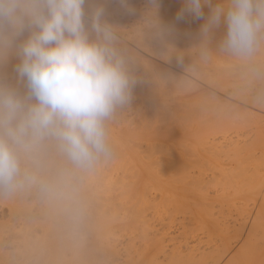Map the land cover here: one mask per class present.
I'll return each mask as SVG.
<instances>
[{
    "label": "bare ground",
    "instance_id": "1",
    "mask_svg": "<svg viewBox=\"0 0 264 264\" xmlns=\"http://www.w3.org/2000/svg\"><path fill=\"white\" fill-rule=\"evenodd\" d=\"M215 3L216 0H213V4ZM96 5L103 6L105 9L104 19L119 30V47L125 53L128 67L134 68L133 66H135L140 67L138 69L142 68L145 71H149L156 64L153 61L154 64L150 68L151 60H154L152 57L157 56L160 58L159 60L166 63V66H170L168 67L170 68L168 75L160 72L163 69L158 70V72L163 74V78L165 75V77L168 76V79H164L167 80V82L164 81L166 84L170 83V85L168 83V87L171 86V83L178 84L181 79L182 83L180 85L186 84L188 82L185 79L186 75L196 76L201 80H205V82L208 81L217 85V93H214L216 97H213L216 103H213L210 108L207 105L206 108L204 105L200 107L199 102L194 101V104L189 103L192 105H185V109L182 108L183 105L182 107L177 106V110L175 105L172 106H175L176 109L168 106L165 102L169 101L164 102V97L161 101L162 96L169 94L165 95L163 93V86L159 87V89H162L160 92H155L156 88L151 92L146 90L142 91V93L136 92V94H139V102L145 100L144 103H147V105L152 104V107L153 105H158L160 109L163 106L164 116H162L163 112L161 113L160 109L152 108L153 113H155V110L160 111L161 119L157 117V120L163 121V124H158L155 118L147 119L141 112L140 117L136 116L137 114L134 117L131 114L132 111L120 113V110L117 113L114 121L109 125L114 155L112 159L100 162L91 172L77 177L78 200L83 208V213L76 219L67 220L71 222L66 221V223H69L68 226L64 222L68 227V232L70 228V232L67 234L70 236V238L68 236L70 246L66 250L65 245H62L63 242H60L61 246L66 248L64 250L68 252L65 253V251L64 256L62 255L63 257L61 256L59 260H55L56 263L54 264H209V261L212 260H214V262H211L213 264L220 260V264H262L264 257L261 255L264 253L259 255L262 260H258V254L262 249L261 247H264V150H259L258 152L257 149L258 147L260 148V145L264 147V139H262L264 137H261L264 130L255 131V133L258 132L256 133L258 135L253 138L251 136L248 139H240L239 136L241 134L238 129H240V126H244L247 120H241L240 117L241 121L239 119L237 121L236 116L240 114L244 116H242L243 118H246L245 116L248 113L245 111V114H243V110L247 105L243 104L244 109L240 110L239 108V111H241L239 112L238 106H234L235 103H233L234 107L228 104L230 101L226 103V100H229L226 98L230 97H228L229 95L226 97V94L222 92L230 87V92L233 93L232 96L241 101L243 97L247 96L249 98L251 95L246 92L245 87L247 85L245 86V84L256 83L258 86L257 94L252 100L260 99L264 103V47L246 61L228 58L216 52H213L210 58L205 60L196 51V48L202 42L201 26L205 23V19H197L187 12L184 13L182 18L178 19L179 13L185 7L184 0H156L155 4L151 3L150 0H126L125 3H121V0H88L85 4V9L88 11ZM209 11L210 6L204 5L205 18L208 16ZM225 31L224 25L214 30L209 39L210 48L213 50L217 48ZM18 62V58L12 55L8 58L3 68L0 69L4 76L9 75L11 83H16L15 65ZM157 68H154L155 71ZM146 78L148 79V77ZM135 83L133 84L135 87L138 86L140 88L141 85L143 86L140 81ZM237 83L242 85L237 86ZM148 85L150 86V84ZM153 85L152 82L150 87ZM136 88H134V91ZM139 88L137 90L141 89ZM171 88L173 89V87ZM208 100L206 99V101ZM242 102L244 103V101ZM179 103H176V105H179ZM144 105L146 107V104ZM174 109L180 112H178L177 116ZM181 110H183V113L185 112V116L182 115ZM179 116L180 118L178 119L177 117ZM163 118L165 120H162ZM255 118H253V121ZM180 119L183 121L181 122L182 124H179ZM175 120H177L178 126H176L177 122L173 123ZM171 121L172 123L169 124ZM248 125L250 124L245 126ZM233 132L236 134L233 136L227 135ZM259 137H261V140H259ZM259 142L260 144H258ZM145 147L146 149H143L144 151L146 150L145 154L150 147L146 158H144L145 154L143 157L141 156L144 151H139V149ZM156 149L160 151L157 152ZM153 153L154 155H152ZM155 155L156 158L153 157ZM171 167H174L175 169L173 168V170L176 171L170 175L178 177L173 176L174 178L172 179L177 178L175 181H179L182 186L179 184L180 187H178L167 181V179L169 180L168 169H172ZM24 193L23 195H25ZM15 196L16 199H19L15 202V198L11 197L15 206L11 207L19 210L25 209L24 211L28 213L27 208L29 205L26 204V197L18 196L17 198V195ZM237 203L241 207L240 210L249 209L251 212L249 213L248 211L249 214L246 212L247 215L244 217L247 219L248 216V221L243 218L241 219L242 223L239 224V227L237 226L238 229L236 227V230L243 235L242 241H240V244L238 242L237 248L235 247L236 251H231L230 245H227L228 240H221V236H218L220 243L217 242L218 244L216 245L213 243L209 244L206 242H213V240H206L205 243L207 245L204 246L203 241L205 239L198 235L200 231L196 227L203 229V226L208 224L204 218L205 214L207 213V215L209 214L208 217H212L214 224L225 225L220 222L213 209H221L224 205L231 207ZM52 205L50 207L52 209L53 207L55 208L51 209V213L54 214L58 211V204ZM158 205L160 206L158 207ZM32 206L31 204L30 207ZM41 207L38 206V208ZM163 207L166 210H158V208ZM38 208L33 209L38 210ZM14 209L13 211L16 210ZM148 209H153V212L148 211ZM157 211L161 213L158 212L160 218L157 216L160 220L167 219L170 212H185L188 215L187 217H189L188 223L184 221L187 225L185 224L186 227H184V224L182 225V233L181 231L178 232L179 230L177 232L172 231L169 226L168 228L162 227L161 224L162 228H155V234L154 230L150 232L154 235H149L152 239L147 234H145L146 236L144 235L150 239L149 244H145L142 240L143 235L141 236L143 232L140 233L137 230L143 231L146 226L144 224L147 222L146 218L147 220L152 219ZM23 213H21V216H23ZM59 213L58 211L55 215H60ZM13 214L15 215V213ZM108 214H112V217L114 215L118 219H112L110 216L112 220H106L107 218L103 216ZM56 221L58 222L57 219ZM23 223L25 224V222ZM111 223H115V226ZM151 225L148 224L150 227L146 228L152 230L153 225L152 229ZM179 225L181 224L179 223ZM208 231H210L209 228ZM220 231H227L231 234L232 230L230 231L227 226H220ZM215 233L214 236L217 238L218 233L216 235ZM138 235L142 238L138 237L137 239ZM53 236L55 237V235ZM207 236L209 237V235ZM213 237L211 236V238ZM139 239L141 240L137 241ZM59 252H61V249ZM230 252L232 253L230 254ZM0 260H2V257ZM9 262L11 263V261Z\"/></svg>",
    "mask_w": 264,
    "mask_h": 264
},
{
    "label": "clouds",
    "instance_id": "2",
    "mask_svg": "<svg viewBox=\"0 0 264 264\" xmlns=\"http://www.w3.org/2000/svg\"><path fill=\"white\" fill-rule=\"evenodd\" d=\"M86 2L0 0V69L12 55L19 61L16 83L0 72V195L36 191L70 219L83 213L77 177L114 155L109 125L135 83L119 30L103 6L86 11ZM184 4L178 19L185 12L205 19L196 48L202 59L216 52L246 61L264 47V0ZM221 25L213 50L209 39Z\"/></svg>",
    "mask_w": 264,
    "mask_h": 264
},
{
    "label": "rangeland",
    "instance_id": "3",
    "mask_svg": "<svg viewBox=\"0 0 264 264\" xmlns=\"http://www.w3.org/2000/svg\"><path fill=\"white\" fill-rule=\"evenodd\" d=\"M157 57V56H156ZM156 57H152V59H154V60H151V64H150V68H151V65H153L154 63H156L155 65H153L152 67V69L151 70H146L145 71V69L143 70L142 68V71H143V73H142V71H141V69H138V68H140V67H135V66H133L134 68H132V67H128L129 69H131V70H129V72H131L130 74H131V76H135V77H133L134 78V81L136 82V83H138V81H140L142 84H143V86H142V88H141V86H140V88L142 89H140L138 86H136L135 87V85H133L132 86V90H131V101H130V103L127 105V108H126V106L124 107V108H126L125 110H123L124 108H122V109H120L119 111H120V113H122V112H124V113H127V112H131V114H133L134 115V117H135V115L136 116H138V117H140L141 116V113H142V115H145L144 117H146L147 119H150V118H155L156 119V122L158 123V124H160V125H162L163 124V121H159V120H157V117H161V113L164 111H162V107H161V109L160 108H158V105H153V107L155 108V109H160V111H161V113H160V111L158 110V111H154L155 113H153V110H152V104H148L147 105V103H144L145 102V100H141L140 102H139V100H140V98L138 97V93H142V91H154L155 90V88H156V91L155 92H160V90H162V91H164L163 93H165V95L166 94H168L167 96H162V99H161V101L163 100V97L165 98L163 101L165 102V101H169V102H165V103H167V105L168 106H171V107H177V106H181L182 107V105H183V107L182 108H184L185 107V105H187V106H189V105H192V104H194L193 102L195 101H197V103L199 102V106L201 107V105H204L205 107L207 106V105H209V107L208 108H210V106L211 105H213V103H216L215 101H214V98L213 97H216V93H217V91L216 90H218L217 88V85L216 84H214V83H212V82H208V81H206L205 82V80H201L200 78H198V77H196V76H185V79H187L188 80V82H186V84H182V85H180L181 83H182V79L181 80H179L178 81V84L177 83H171V86L170 87H168L167 85H168V83L166 84V82H167V80H164V79H168V76L167 77H165L164 76V78L162 77V73H167V75L170 73L169 71H170V68H168V67H170V66H166V63H164V62H162L161 60H159L160 58H156ZM153 61H154V63H153ZM158 63H157V62ZM161 63V64H160ZM164 64V65H163ZM158 65V66H157ZM161 65V66H160ZM163 65V66H162ZM171 66H173V65H171ZM156 67H158L157 68V70L155 71V69L154 68H156ZM136 68H137V70H136ZM149 68V69H150ZM161 69H163V70H161ZM153 70V72H151ZM158 70L160 71V72H162V73H160V72H158ZM135 73H134V72ZM133 72V73H132ZM145 73H146V75H145ZM141 74H143V76H141ZM9 82H10V77H9V75H7V76H4ZM146 77H148V79L146 78ZM182 77V76H181ZM136 78V79H135ZM153 78V79H152ZM155 78V79H154ZM159 78H161V79H159ZM155 80V81H154ZM153 82V86L152 87H150L151 85H152V82ZM158 81V82H157ZM159 81H161V82H159ZM164 81H166V82H164ZM202 81V82H201ZM148 82V83H147ZM162 82H163V84H162ZM189 82H191V83H189ZM135 83V84H136ZM145 83V84H144ZM156 83H158V84H156ZM148 84H150V86L148 85ZM159 84H162V85H159ZM165 84V85H164ZM174 84V85H173ZM169 85H170V83H169ZM196 86V87H194V86ZM242 84L241 83H237V86H241ZM247 85V86H246ZM150 88H149V87ZM160 86H163L162 87V89H159V87ZM184 86H188V87H184ZM245 90H246V92H248L247 94L248 95H250L249 96V98H247V96H245V97H243V100L241 99V101L238 99V98H236L235 96V98L232 96V92H230V87H228L227 88V90L226 91H223L222 93H225L226 94V97L228 96V97H230V98H226L225 96V98L226 99H229V100H226V103L228 102V101H230L228 104H230V106L231 107H237L238 106V111H239V108H240V110L241 109H244V106H243V104L246 106L247 105V107H245V109L242 111L243 112V114H245V111H246V113H248L245 117L246 118H243L244 116L243 115H240V114H236L237 116H236V118H237V121H239L240 120V117H241V120L242 119H246L247 121H246V123L247 124H250V125H248V126H245V125H247L246 123H245V125L244 126H240V129H238V132L241 134L240 136H239V138L240 139H248L249 137H251V138H253L255 135H258V134H256V133H258L259 131H261V130H264V121H262V120H264V115H262V114H264V103H262L261 102V100L260 99H257V100H252L255 96H256V94H257V84L256 83H248V84H245ZM144 87H145V89H144ZM171 87H173V89L171 88ZM134 88H136V90L134 91ZM140 89L141 90V92H140V90H137V89ZM248 88V89H247ZM159 89V91H157ZM172 92V94H171V92L169 91V90ZM259 89V88H258ZM167 90V91H166ZM173 90V91H172ZM169 91V92H168ZM199 91V92H198ZM134 94H133V93ZM136 92H138L137 94H136ZM215 93V94H214ZM136 94V95H135ZM224 94V95H225ZM184 95V96H183ZM169 96H170V98H169ZM189 96V97H188ZM191 96V97H190ZM223 96V95H222ZM182 97H184V98H182ZM187 97V98H186ZM139 98V99H138ZM173 98H174V100H173ZM138 99V100H137ZM201 99V100H200ZM206 99L208 100H210V99H212L209 103H208V101H206ZM221 99H223V98H221ZM234 99V100H233ZM236 99H238V100H236ZM177 100H179V101H177ZM224 100V101H225ZM143 101V102H142ZM235 101H237V102H235ZM240 101V102H239ZM242 101H244V103L242 102ZM258 101V102H257ZM146 102H148L147 100H146ZM163 102V103H164ZM180 102V103H179ZM201 102V103H200ZM245 102H247V103H245ZM260 102V103H259ZM137 105H136V104ZM143 103V104H142ZM165 103H164V106H165ZM168 103H170V104H168ZM175 103V104H174ZM176 103L178 104L179 103V105H176ZM189 103H192V104H189ZM197 103H195L196 105H197ZM206 103V104H205ZM208 103V104H207ZM233 103H235V105L233 104ZM237 103H238V105H237ZM241 103V104H240ZM144 104H146V107H145V105ZM136 107H135V106ZM144 107H143V106ZM166 105V106H167ZM172 105H175V106H172ZM234 105V106H233ZM249 105V106H248ZM256 105V106H255ZM149 106H151V107H148ZM239 106H242V107H239ZM261 106V107H260ZM176 107H175V109H176ZM180 107V109H182ZM195 107V106H194ZM260 107V108H259ZM130 108V109H129ZM134 108V109H133ZM151 108V109H150ZM170 108V107H169ZM207 108V107H206ZM247 108V109H246ZM249 108V109H248ZM174 109V110H175ZM185 109V108H184ZM183 109V110H184ZM212 109V108H211ZM138 110V111H137ZM152 110V111H151ZM177 110H178V107H177ZM183 110H181L182 112V115H184L185 116V112L183 113ZM251 112H250V111ZM255 110V111H254ZM118 111V112H119ZM127 111V112H126ZM134 111H135V113H134ZM150 113V111H151V113L149 114L148 112ZM176 111V110H175ZM210 111H212V110H210ZM209 111V113H211ZM250 112V114H249V112ZM138 112V113H137ZM141 112V113H140ZM178 112L179 111H176L175 112V115L177 116L178 115ZM239 112H241V111H239ZM239 112H236V113H239ZM144 113V114H143ZM158 113H160V114H158ZM180 113V112H179ZM130 114V113H129ZM242 114V113H241ZM253 116H252V115ZM257 114V115H256ZM140 115V116H139ZM181 115V114H180ZM132 116V115H131ZM162 116H164V112L162 113ZM243 116V117H242ZM249 116H251V117H249ZM257 116H259V117H257ZM183 117V116H182ZM182 117H181V119H182ZM257 119H256V118ZM165 118V117H164ZM162 119V120H165V119ZM178 119L180 118V116L179 117H177ZM248 118H249V122L251 121V123H249L248 122ZM253 118H255L254 119V121H253ZM161 119V118H160ZM179 120L180 122H179V124L181 123V122H183L182 120ZM239 119V120H238ZM251 119V120H250ZM240 120V121H241ZM256 120V121H255ZM114 121V120H113ZM174 122H177V120H175V121H173V123ZM165 123V122H164ZM172 123V121L171 122H169V124H171ZM255 125H254V124ZM176 124V123H175ZM174 124V125H175ZM182 124V123H181ZM173 125V124H172ZM242 125H243V123H242ZM176 126H178V122H177V125ZM242 127V128H241ZM262 128V129H261ZM259 129V130H258ZM255 131H258V132H256L255 133ZM230 134V135H229ZM229 134H227L228 136H233V135H235L236 133H229ZM260 134V133H259ZM244 136V137H243ZM235 137V136H234ZM242 137V138H241ZM247 137V138H246ZM258 137V136H257ZM261 137H264V131H262V135H261ZM261 137H259V140H261L260 138ZM262 139H264V138H262ZM258 144H260V142L258 143ZM259 146V145H258ZM144 147V146H143ZM150 148V147H149ZM148 148V149H149ZM139 149V148H138ZM143 149H146V147L145 148H142V149H139V151L140 150H143ZM147 149V152L149 153V150ZM151 149H152V147H151ZM151 149H150V151H151ZM154 149V148H153ZM159 150V149H158ZM259 150H264V147H262L261 145H260V148L258 147V149H257V151L259 152ZM144 151V150H143ZM146 151V150H145ZM145 151L142 153V157L144 156V154H145ZM156 151H157V149H156ZM156 151H155V153H156ZM160 151V150H159ZM159 151H157V152H159ZM146 152V154H145V157L144 158H146L147 156H148V153ZM152 153V152H151ZM152 155H154V153L152 154ZM151 154H150V156H152ZM157 155H158V153H157ZM154 158H156V155L155 156H153ZM149 158V157H148ZM147 158V159H148ZM146 160V159H145ZM148 161V160H147ZM172 169H168V178H169V180L167 179V181L169 182V183H173L174 185H176V186H178V187H180V183H179V181H175V180H177V176L176 175H170V174H174L175 173V171L176 170H173V168L174 167H171ZM175 169V168H174ZM169 172H171V173H169ZM176 176L177 178L176 179H172V178H174V177ZM179 180V179H178ZM180 182H181V180H180ZM182 183V182H181ZM180 184V185H179ZM182 186V185H181ZM25 192V193H24ZM30 194H29V193ZM23 193L25 194V195H23ZM15 195H17V198H18V196H24V197H26V204L27 205H29V207L27 208V210H28V213L26 212V211H24L23 209H14V208H12L11 206H14V204H13V199L11 198V197H14L15 199H14V201L16 202V201H18V199H16V196ZM22 196V197H23ZM3 198V199H2ZM9 198V199H8ZM31 198H33V199H31ZM12 199V200H11ZM31 200V201H30ZM44 200V201H43ZM29 202V203H28ZM10 203V204H9ZM47 203V204H46ZM31 204L33 205L32 207H30L31 206ZM37 204V205H36ZM52 204H55V203H53V202H51V201H49V200H47V199H45L44 197H42L39 193H37L36 191H22V192H17V193H15L14 195L12 194V195H0V259H1V257H2V260H0V264H9L10 262L9 261H11V263L10 264H54V263H56V261L55 260H59V258H61V256L64 254V252L66 251V250H68V248L67 247H69L70 246V242L68 241V236L69 235H67V234H69V232H70V228H69V232L67 231V226H68V224L69 223H71V222H69L70 221V218H69V216H68V214L62 209V207L61 206H59V205H57L58 207H57V209H58V211L60 212L59 214L60 215H55V213L56 212H58V211H56L54 214L53 213H51L52 212V210L55 208V207H53V209L50 207ZM3 205V206H2ZM236 205H238V206H236ZM236 205H232L231 207L230 206H228L227 205V207H226V205H224V207H226L225 209H224V207L223 208H221V209H216V208H214L213 210H214V212L217 214L216 216H218L219 217V220H220V222H222V224H225V225H220L221 227H225V226H227L228 227V229H230V231H231V234L229 233V232H227V231H220V226L219 225H217V224H214V222L212 221V217H208V215H207V213L205 214V220H206V223L208 222V224H205V226H203L204 228L202 229V228H200V227H196V229L197 228H199L198 230L200 231L199 232V234H198V232L196 231V233L200 236V237H202V238H204L205 240L203 241L204 243L203 244H205L204 246H206L207 244L206 243H209V244H211V243H213V244H218V243H220V241L218 240V236L220 237L221 236V240H223V241H225V240H228L227 241V245H230V250L231 251H236V248L238 247V245L240 244V241H242L241 239H243V235L238 231V230H236V227L238 226L239 227V224L240 223H242V221H241V219H243L246 215H247V213H248V211H249V213L251 212L249 209H245V211H242V210H240V208L241 207H239V203H237ZM38 206H42L41 208H38ZM52 206H54V205H52ZM56 206V205H55ZM160 205H158V207H159ZM15 207V206H14ZM38 208V210L37 209H33V208ZM216 207H218V206H216ZM230 207V208H229ZM10 208H11V210H10ZM31 209V211H29L30 209ZM151 208V207H150ZM220 208V207H219ZM229 208V209H228ZM235 208V209H234ZM248 208H250V207H248ZM8 209V210H7ZM13 209L15 210V211H13ZM33 209V210H32ZM41 209V210H40ZM52 209V210H51ZM159 209H165L166 210V208H158V210ZM17 210H18V213H17ZM45 211V212H43V211ZM46 210H48V211H46ZM56 210V209H55ZM153 210V209H152ZM151 209L149 210L148 209V211H152ZM155 210H157L156 208H155ZM222 212H224V211H226V212H224V213H222ZM12 211V212H11ZM20 211H21V213H23V216H21V213H20ZM23 211V212H22ZM42 213H41V212ZM50 211V212H49ZM220 211V213H218ZM153 212V211H152ZM158 212L160 213V211H157V212H155L154 213V216H153V218L155 219H151L150 217V219L149 220H147V218H146V221L148 222H145V224L144 225H146L145 226V229L143 230V231H141V230H137V231H139L140 233L141 232H143L142 234H141V236L143 237H141L142 238V240L145 242V244L147 243V244H149V242H150V239L149 238H151L152 239V237H150V236H154L153 235V233L151 234L150 232L151 231H153L154 232V234L156 233V229L157 228H162L163 226L164 227H166V228H168V226H169V228L171 229L172 228V231H174V232H177L178 230V232H180L181 231V233H182V225L184 224V227H186V225H187V221H188V219H189V217H187L188 215H187V213H181L182 212V210H181V212L179 211V213L178 212H175V213H169V217L167 218V219H163V220H160L159 218H160V215L158 214ZM162 212V211H161ZM241 212V213H240ZM247 212V213H246ZM13 213H15V215L13 214ZM28 215H27V214ZM31 213V214H30ZM53 214V215H55V216H53V215H51V214ZM222 213V214H221ZM248 213V214H249ZM12 214V215H11ZM18 214H20L19 216H18ZM33 214V215H32ZM40 214V215H39ZM161 214V213H160ZM182 214V215H181ZM184 214V215H183ZM186 214V215H185ZM221 215V217H220V215ZM224 214H226L225 216H224ZM112 214H108V215H105V216H103V217H106L105 219L106 220H112L113 218L114 219H118V217H114V215H113V217L111 216ZM174 215V216H173ZM31 216H32V218H34L33 220H32V218H31ZM34 216V217H33ZM57 216V217H56ZM112 217V219H111V217ZM156 216V217H155ZM157 216L159 217V218H157ZM179 216V217H178ZM184 216V217H183ZM224 216V217H223ZM17 217V218H16ZM36 217H37V219H36ZM178 217V218H177ZM207 217V218H206ZM187 218V219H186ZM226 218V219H225ZM236 218V219H235ZM56 219L58 220V222L56 221ZM61 219V220H60ZM184 219V220H183ZM244 219H246V218H244ZM40 220H42V221H40ZM67 220H69V221H67ZM152 220V221H151ZM177 220H178V222L181 224V225H179V223L177 222ZM236 220V221H235ZM247 221H248V216H247V219H246ZM25 222V224L23 223V222ZM40 221V222H39ZM54 221H56V222H54ZM61 221V223H59ZM66 221L67 222H69V223H66ZM165 221V222H164ZM176 221V222H175ZM183 221V222H182ZM187 222V223H185V222ZM212 221V222H211ZM233 221V222H232ZM246 221V222H247ZM51 222V223H50ZM67 224V226H66V224ZM238 222V223H237ZM52 223H54L53 225H52ZM55 223H58V224H55ZM168 223V224H167ZM60 224V225H59ZM62 224V225H61ZM111 224H114V226H115V223H111ZM148 224H152L153 225V229H152V225H151V229L152 230H150V228H146V227H150V226H148ZM161 224H162V227H161ZM186 224V225H185ZM210 224V225H209ZM214 224V225H213ZM234 224V225H233ZM51 225V226H50ZM56 225V227H54ZM72 225V224H71ZM71 225H69V227L71 226ZM155 225V226H154ZM178 225V226H177ZM64 226V227H63ZM97 226V225H96ZM113 225H112V227H114ZM158 226V227H157ZM52 227H54V228H52ZM95 227V226H94ZM98 227H99V225H98ZM109 227H111V226H109ZM211 227H212V229H211ZM217 229H216V228ZM238 227H237V229H238ZM71 228H72V226H71ZM141 228V227H140ZM156 228V229H155ZM208 228L210 229V231H208ZM49 229V230H48ZM58 229V230H57ZM146 229H147V231H146ZM201 229V230H200ZM55 230V231H54ZM61 230V231H60ZM204 230H205V232H204ZM214 230V231H213ZM216 230V231H215ZM233 230H235V231H233ZM53 231V232H52ZM57 231V232H56ZM208 231V232H207ZM220 231V232H219ZM59 232V233H58ZM60 232H61V234H60ZM68 232V233H67ZM139 232H138V234H139ZM145 232V233H144ZM218 233L217 234V238H215V236H214V233ZM226 232H227V234H226ZM233 232H235V233H233ZM50 233H52V234H50ZM58 233V234H57ZM205 233V234H204ZM209 233V234H208ZM212 233H213V235H212ZM216 233H215V235H216ZM221 235H220V234ZM145 234H147V236H149V238H147V237H145L146 235ZM201 234V235H200ZM239 234H241V235H239ZM53 235H55V237L53 236ZM61 235H63V237H61ZM145 235V236H144ZM207 235H209V237L207 236ZM227 235V236H226ZM233 235H235L234 237H233ZM50 236H52V237H50ZM60 238H59V237ZM66 236H67V238H66ZM211 236L214 238H211ZM238 237V239H237V237ZM50 237V238H49ZM138 237H139V235L137 236V239H138ZM139 237V238H140ZM144 237H145V239H144ZM227 237V238H226ZM229 237H230V239H229ZM242 237V238H241ZM57 238V239H56ZM62 238H63V240H62ZM69 238H70V236H69ZM148 240H147V239ZM223 238V239H222ZM240 238V239H239ZM36 239V240H35ZM54 239V240H53ZM216 239V240H215ZM220 239V238H219ZM225 239V240H224ZM141 239H139V240H137V241H140ZM147 242H146V241ZM206 240L208 241V240H213V242H206ZM218 240V241H217ZM238 240V241H237ZM232 243H231V242ZM235 241V242H234ZM237 241V242H236ZM60 242H63L62 243V245H65V247L67 248H64V246L62 247L61 246V243ZM142 242V241H141ZM206 242V243H205ZM218 242V243H217ZM238 242H239V244H238ZM60 243V244H59ZM67 245H66V244ZM226 243V242H225ZM53 244V245H52ZM57 244V245H56ZM54 245H55V247H54ZM62 247H60V246ZM30 246H31V249H30ZM49 246H50V248H49ZM51 246H52V248H51ZM29 247V248H28ZM60 247V248H59ZM236 247V248H235ZM262 249L260 250V252H259V254H258V256L261 254V253H264V247H261ZM48 249V250H47ZM52 249V250H51ZM54 249V250H53ZM59 249V251H60V249H61V252H59V251H57ZM64 249H66V250H64ZM45 250V251H44ZM64 250V251H63ZM17 251V252H16ZM47 251V252H46ZM16 252V253H15ZM59 252V253H58ZM68 251H66L65 253H67ZM21 253V254H20ZM56 253V254H55ZM58 253V254H57ZM232 252H230V254H231ZM3 254V255H2ZM10 254V255H9ZM17 254H18V256H17ZM48 254V255H47ZM12 255H13V257H12ZM54 255V256H53ZM6 256V257H5ZM60 256V257H59ZM64 256V255H63ZM62 256V257H63ZM262 257H264V254H262L261 255ZM261 256H259L258 258H256V259H258V260H260L261 258ZM10 257V258H9ZM37 257V258H36ZM48 259H47V258ZM54 258V259H53ZM42 259H43V262H42ZM258 260H256V261H258ZM262 260V259H261ZM14 261V262H13ZM46 261V262H45ZM221 261V260H220ZM220 261H217V263L216 264H220ZM27 262V263H26ZM50 262V263H49ZM210 263L211 262H214V260H212V261H209ZM208 262V263H209ZM209 263V264H210ZM223 263V262H222ZM211 264H213V263H211ZM262 264H264V261H262Z\"/></svg>",
    "mask_w": 264,
    "mask_h": 264
}]
</instances>
